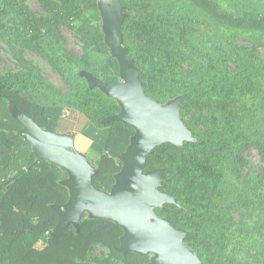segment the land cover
Listing matches in <instances>:
<instances>
[{
	"label": "trees",
	"instance_id": "16d2710c",
	"mask_svg": "<svg viewBox=\"0 0 264 264\" xmlns=\"http://www.w3.org/2000/svg\"><path fill=\"white\" fill-rule=\"evenodd\" d=\"M188 1L190 12L222 35V40L231 38L223 36L225 30L236 35L258 32L264 37V16L254 10L246 9L241 15H234L213 0ZM39 2L53 12L51 22L31 19L20 0H0V30L7 33L9 41L47 58L73 88L68 97L59 98L60 105L45 109L27 99L13 81L0 75V264H88L98 246L107 249L109 256L95 259L93 264H152L150 256L123 254L118 250L124 231L110 220L85 217L78 230L71 226L64 236L51 237L58 222L53 207L66 204L70 193L61 184L59 166L46 161L37 163L31 145L21 136H12L22 130L13 111L29 116L42 129L51 132L57 128L64 108L82 112L97 129L111 128L106 153L101 155L92 180L93 186L105 193L111 191L115 176L122 170L121 157L135 130L122 122L102 123L120 112L118 103L100 90L90 89L86 80L77 76L79 70L87 71L84 63L71 56L52 32V27L80 21L81 40L101 58L104 74L120 77L118 62L105 43L101 24H94L102 21L98 4L92 0ZM122 4L130 8L132 0H122ZM84 10L90 12L91 19ZM8 17L15 23L9 29L4 23ZM122 31L124 45L140 71L146 96L158 103L172 100L177 94L175 83L179 73L176 70L183 52L176 39L184 37L183 33L171 25L165 29L156 18L141 20L130 14ZM138 42L148 47L154 59L165 62H154L140 55L135 47ZM222 48L218 54L221 60L227 52L225 45ZM241 55L250 67L233 75L230 85L184 93L182 120L186 122V105L195 102L199 109L210 110L211 128L191 129L197 142L184 143L180 152L165 145L157 147L148 158L146 172L165 170L160 190L171 195L178 205L166 204L156 209L155 214L168 218L173 228L187 233L184 242L193 245L202 264H243L233 255L225 263L219 258L226 255L225 249L229 246H238L239 242L231 235L235 211L249 212L255 221L253 231L258 235L261 258L253 264H264V189L252 190L248 183L242 188H222L226 177L224 161L234 157L237 149L244 150L251 145L264 148V91L255 81V71L261 62L243 51ZM105 82L119 83L115 79ZM213 91L222 98L213 99L210 96ZM247 95H252V99L248 100ZM243 99L237 107L236 102Z\"/></svg>",
	"mask_w": 264,
	"mask_h": 264
},
{
	"label": "water",
	"instance_id": "95a60500",
	"mask_svg": "<svg viewBox=\"0 0 264 264\" xmlns=\"http://www.w3.org/2000/svg\"><path fill=\"white\" fill-rule=\"evenodd\" d=\"M92 1L98 4L105 43L118 62L122 82L111 85L90 74L83 76L90 89L100 90L120 107L117 115L102 123H126L135 135L121 157L122 170L115 176L114 186L105 193L93 186L97 168L77 150L73 135L44 130L29 116L13 111L22 130L12 136H21L31 145L37 163H54L69 175L61 184L69 190L70 198L66 204L53 207L58 222L51 237L64 236L71 226L78 230L88 214V219L110 220L124 231L118 249L123 254L150 256L152 264H202L193 245L184 242L187 233L155 214L166 204L178 207L171 195L160 190L165 170L146 172L148 158L157 147L171 145L180 152L184 143L197 142L181 118L183 99L163 106L146 96L140 71L124 45L122 27L127 14L122 0Z\"/></svg>",
	"mask_w": 264,
	"mask_h": 264
},
{
	"label": "rangeland",
	"instance_id": "374dc122",
	"mask_svg": "<svg viewBox=\"0 0 264 264\" xmlns=\"http://www.w3.org/2000/svg\"><path fill=\"white\" fill-rule=\"evenodd\" d=\"M27 15L33 20H46L51 22L54 14L47 10L39 0H20ZM217 2L225 11L234 15H241L246 9L254 10L264 16V0H213ZM123 5V4H122ZM190 3L188 0H132L130 8L125 5L127 16L130 14L133 18L145 20L148 17L156 18L162 23L165 29L171 25L174 30L183 33L184 37L178 36L177 45L182 49V61L177 67L179 77L176 80L177 94L172 100L182 98L185 100V92L187 90H200L207 88L219 87L221 85H230L232 76L242 73L248 63L241 55L245 54L258 59L261 67L255 71V81L264 91V37L263 34L253 32H243L238 35L223 31V36H230L229 40H222V35L212 31L202 22L197 15L190 12ZM85 12V10H84ZM86 17L90 18V12L86 11ZM126 16V18H127ZM4 23L9 29L14 23L12 18H5ZM95 25L103 26L101 22H94ZM81 22L72 20L70 24L59 27H52V32L58 39L60 45L73 57L84 63L86 70H79L77 76L81 79H87L84 74L97 76L102 80L115 79L119 83L122 82L119 76H107L103 72L101 58L95 56L92 47L88 46L81 40ZM230 42V43H229ZM223 45L227 47L224 52L223 60L218 56L219 50L223 49ZM138 53L154 62H165L161 59H154L151 51L142 42L136 44ZM238 49L240 53L235 50ZM245 57V56H244ZM250 67V65L248 66ZM0 75L13 81L19 91L29 100L39 104L45 109H50L53 105H60L59 98L68 97L71 94L73 84L65 80L56 72L50 61L40 54L23 49L16 43L9 41L7 33L0 30ZM83 76V77H82ZM88 84V82H87ZM213 99H221L222 96L215 91L210 93ZM247 99L251 100L252 95H247ZM251 98V99H250ZM172 100L161 103L167 106ZM243 100L236 102V106L240 107ZM187 114L186 122H183L189 131H205L210 127L209 116L210 110L207 108L199 109L195 102L186 105ZM213 112V111H212ZM75 113L77 116V129L83 127L87 118L82 112L71 108H64L60 117H68L69 114ZM58 125H61L58 124ZM106 137L104 141L100 138L103 145L98 150L99 155H103L105 145L111 128L104 129ZM60 132L59 126L54 131ZM88 132V131H87ZM90 138L94 137L93 132L89 131ZM196 139V137L193 135ZM197 140V139H196ZM105 144V145H104ZM78 151L81 146L76 145ZM82 152V151H81ZM89 162L96 169L98 161L91 160ZM119 163V159H115ZM225 170V179L222 188L225 190L231 187H245L244 183H248L252 190L264 189V148L259 149L256 145H251L244 150L237 149L235 156L223 162ZM61 182L68 180L69 175L66 170L61 168ZM221 205H224L222 203ZM234 224L232 225L231 235L234 241L239 242L225 249L226 255L219 257L222 262L229 260L228 256H235L236 259L243 264H253L260 260V252L258 247V235L253 231L254 222L249 212H233ZM88 217V214L84 215ZM109 251L102 247H96L88 264H93L95 259L108 257ZM115 263V262H114Z\"/></svg>",
	"mask_w": 264,
	"mask_h": 264
},
{
	"label": "crops",
	"instance_id": "0c3cea01",
	"mask_svg": "<svg viewBox=\"0 0 264 264\" xmlns=\"http://www.w3.org/2000/svg\"><path fill=\"white\" fill-rule=\"evenodd\" d=\"M68 117H61L58 124L61 134H70L75 138V146H81V153L85 154L91 160L99 161L101 155H99L98 150L103 145L102 141H98L100 138L104 141L106 137V132L104 129H97L87 118L82 128L77 129V116L75 113L69 114ZM91 131L94 134V137L90 138L88 132ZM109 136V135H108ZM106 143V142H105ZM105 145V144H104Z\"/></svg>",
	"mask_w": 264,
	"mask_h": 264
}]
</instances>
